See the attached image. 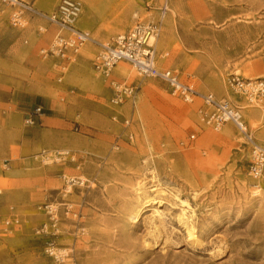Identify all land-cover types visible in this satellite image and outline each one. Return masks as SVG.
<instances>
[{
	"label": "rangeland",
	"instance_id": "obj_1",
	"mask_svg": "<svg viewBox=\"0 0 264 264\" xmlns=\"http://www.w3.org/2000/svg\"><path fill=\"white\" fill-rule=\"evenodd\" d=\"M26 1L51 14L60 0ZM77 1L75 26L93 41L61 83L58 60L40 52L57 28L37 17L23 30L5 14L0 22V264H59L48 248L61 264H264V177L254 190L244 137L229 123L218 132L203 127L198 102L171 96L159 80L141 83L120 63L115 83L141 86L142 129L133 122L129 141L121 136L129 104L110 106V81L92 65L97 43L130 28L135 14L153 20L166 6L154 41L168 54L160 66L240 107L264 146V97L250 101L228 84L234 74L264 79V0ZM35 105L45 115L30 126L23 112ZM65 151L74 161L57 160Z\"/></svg>",
	"mask_w": 264,
	"mask_h": 264
},
{
	"label": "built area",
	"instance_id": "obj_2",
	"mask_svg": "<svg viewBox=\"0 0 264 264\" xmlns=\"http://www.w3.org/2000/svg\"><path fill=\"white\" fill-rule=\"evenodd\" d=\"M81 12V3L77 0H60L55 11L51 14H44L37 11L26 0H0V22L2 16H7L9 25L18 30L26 28L28 22L33 17L46 20L49 24L57 28L53 39L46 48L40 52L44 56L55 59H64L69 63L76 59L83 47L93 40L89 33L75 26V21ZM167 7L164 6L155 19L140 20L135 14V23L123 33L111 37L107 43H97V50L92 59L93 69L102 77L110 81L112 93L109 104L112 107H121L125 103L129 104L130 116L123 117L124 132L121 136H126L129 141L134 140L132 131L126 132L127 128L136 122L140 126V121L135 120L138 94L140 84L118 85L112 78V70L120 63L129 64L137 73L139 78H152L161 81L168 88L169 94L184 103L193 104L198 102L197 116L199 123L214 132L220 131L226 124H231L250 145V160L248 174L253 179L252 188L261 191L262 187L258 181L264 177V146L258 144L252 137L242 118L241 108L227 100H219L212 93H203L196 90L192 85L180 81L178 75L168 67H161L160 62L168 56L167 53L159 54L154 41L158 39L162 31L163 21L166 16ZM39 31H45L44 26L39 27ZM161 55H164L160 59ZM61 72L67 67L61 66ZM61 78L58 79V82ZM229 86L237 93H242L252 101L256 97H264V79H243L238 75H231L228 80ZM25 123L34 125L43 116L42 106H36L32 111L25 114ZM116 115L113 120H116ZM135 120V121H134ZM140 129L142 127L140 126ZM194 139V134L189 136ZM57 160L68 158L74 161L68 152L57 154ZM67 182L74 183L70 178ZM258 191V192H259ZM50 208L46 206L45 209ZM48 213H51L49 209ZM13 223V222H12ZM9 221L5 225H12ZM17 223V220L15 221ZM46 233V225L36 229V234ZM48 248L50 254L59 264L63 258L61 254L55 255Z\"/></svg>",
	"mask_w": 264,
	"mask_h": 264
},
{
	"label": "crops",
	"instance_id": "obj_3",
	"mask_svg": "<svg viewBox=\"0 0 264 264\" xmlns=\"http://www.w3.org/2000/svg\"><path fill=\"white\" fill-rule=\"evenodd\" d=\"M58 60V62L56 63V67L58 68V69H60L61 68V66H66L67 67V70L69 69V67H70V65H71V63H69L68 61H66V60H64V59H57ZM116 70H115V72H120L121 73V70L122 71H124V66H117L116 68H115ZM121 69V70H120ZM63 74H64V72H61L60 71V75H59V78L58 79H60L61 78V81H62V76H63ZM58 79H57V82H58ZM61 81L60 82H58V83H61ZM26 96H31V95H33V93H30V92H28V93H26L25 94ZM36 106H42V108H43V115H45V113H44V106L43 105H35V107ZM34 107V108H35ZM33 108V109H34ZM32 109V110H33ZM32 110H25L23 113L24 114H26V113H28V112H30V111H32Z\"/></svg>",
	"mask_w": 264,
	"mask_h": 264
},
{
	"label": "bare ground",
	"instance_id": "obj_4",
	"mask_svg": "<svg viewBox=\"0 0 264 264\" xmlns=\"http://www.w3.org/2000/svg\"><path fill=\"white\" fill-rule=\"evenodd\" d=\"M120 63H124V62H120ZM119 63V64H120ZM119 74H120V72H119ZM121 74H123L124 75V72H121ZM142 80H140V82H141ZM142 83V82H141ZM254 99H252V101H253ZM143 187V186H142ZM140 189H141V187H140ZM157 189L155 188H153V189H151V191H156ZM139 192V191H138ZM145 191H142V194L144 193ZM147 192V191H146ZM145 192V193H146ZM162 192V191H161ZM258 192V191H257ZM257 192L255 193V194H257ZM141 192H139V193H137V194H140ZM157 193H158V191H157ZM164 193V192H163ZM162 194V193H161ZM165 194V193H164ZM163 195V194H162ZM139 196V195H138ZM180 199V198H179ZM184 201V200H183ZM151 202V201H150ZM144 203H148V200L147 201H145ZM182 204V203H181ZM187 207H189V205L186 203L185 204ZM184 205V206H185ZM180 206H182V205H180ZM191 207V206H190ZM189 207V208H190ZM188 208V209H189ZM186 209V208H185ZM187 209V210H188ZM181 211H183L182 209H181ZM191 211V210H190ZM140 212H141V208H138L137 210H135V213L130 217V219H131V221H133V222H135V219L138 217V215L140 214ZM184 212V211H183ZM195 214V213H194ZM182 215H184V213H182ZM181 216V215H180ZM182 217V216H181ZM184 217V216H183ZM187 217V216H186ZM192 219V218H191Z\"/></svg>",
	"mask_w": 264,
	"mask_h": 264
}]
</instances>
